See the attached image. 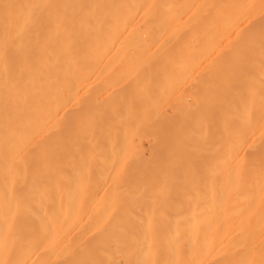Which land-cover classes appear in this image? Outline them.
I'll use <instances>...</instances> for the list:
<instances>
[{"label": "bare ground", "instance_id": "6f19581e", "mask_svg": "<svg viewBox=\"0 0 264 264\" xmlns=\"http://www.w3.org/2000/svg\"><path fill=\"white\" fill-rule=\"evenodd\" d=\"M0 264H264V0H0Z\"/></svg>", "mask_w": 264, "mask_h": 264}, {"label": "rangeland", "instance_id": "374dc122", "mask_svg": "<svg viewBox=\"0 0 264 264\" xmlns=\"http://www.w3.org/2000/svg\"><path fill=\"white\" fill-rule=\"evenodd\" d=\"M184 78V80H187L189 83H190V76H184L183 77ZM162 80V79H161ZM160 79L158 80V82H160L161 81ZM187 81H185V83H188ZM157 82V83H158ZM165 82V80H162L160 83H162L163 85L165 84L164 83ZM158 85H160V84H158ZM163 85H161V86H163ZM188 85V84H187ZM131 93H133V91L131 92ZM134 93H136L135 92V90H134ZM158 95V94H157ZM133 96V95H132ZM159 96V95H158ZM160 99H161V97H160ZM201 99H203V98H201ZM188 100H189V98L187 99V103H188ZM182 102H185V105L187 104L186 103V99L183 101V100H181ZM180 100L179 101H177V100H175L174 101V105H173V107L172 108H174V109H168V111H169V113L170 114H172V112L174 113V110L178 107V106H180L179 105V102H181ZM156 102V101H155ZM181 102V103H182ZM189 102H190V100H189ZM154 103V102H153ZM197 103H199V104H202L201 103V100L200 101H197ZM158 103L156 102L155 103V105L156 106H158L157 105ZM153 105V104H152ZM154 105V107H151L150 109H148V110H146V111H142L141 113H140V115H139V125L140 124H142V125H140V127H139V125H138V123H137V126L138 127H134L133 128V130H132V132H128V134H127V140H128V138H131V141H132V143L134 142V141H136V140H139L140 142H141V146H143L142 147V149H144V155H145V158H147V159H149L150 158V156H149V152H150V150L148 149L149 148V146H148V140H151V141H158V139H160V137H161V133L163 134V131H164V134H165V132H167L168 134H167V136L169 135H171L172 136V138H170V141H168V144H174V143H179V145L181 144V146H184L185 144L187 145V144H189L190 142H188V143H186L188 140L189 141H191V143L190 144H192V141H193V143H194V141H195V145L194 144H192V145H194L195 146V149H194V151H192V155H191V151H187V150H183L185 153V155H186V151L187 152H189V156L191 155V156H194V157H192L191 159L193 160L195 157V160L198 158V160H200L202 157H205L208 153H209V151H210V146L212 145V141L210 140V139H208L205 135H203L204 133L203 132H205V130L207 129L206 128V126H204L205 127V129L203 128V131L202 130H197V132L195 133L194 131L190 134V132L188 133V132H186V134H185V132H183L184 134H185V136H188L189 134L191 135V137L193 136L194 138H193V140H190V139H192V138H190V139H188L189 137H186L185 139H187L186 140V142L184 141V139L182 138L183 136L181 135V137L179 136V134L177 135L176 133H172L171 131H175L176 130V128H175V125L174 124H172V126H169V127H167V125H163V123H160L159 124V122L160 121H158L159 120V118H157V116L158 115H160V114H158L159 113V110H157V107ZM185 105L183 104V106L185 107ZM177 106V107H176ZM181 106H182V104H181ZM180 106V107H181ZM188 106V104L186 105V107ZM189 106H190V104H189ZM202 106H203V104H202ZM183 107V109H185ZM199 107V106H198ZM201 107V106H200ZM199 107V108H200ZM188 108V107H187ZM187 108L185 109L186 111H187ZM190 108V107H189ZM205 108L207 109L208 107H206L205 106ZM179 109V108H178ZM177 109V110H178ZM177 110H175V111H177ZM181 110H182V108L180 109V111L178 110V112H181ZM202 109L200 108V111H201ZM185 111V112H186ZM146 112V113H145ZM153 112H155L156 113V115L153 113ZM185 112H184V110L181 112L182 114H185ZM203 112H204V114H203ZM203 112H202V114L204 115V118H203V120H205V121H207V122H209V120H207V119H205V116H207L209 113H210V111L208 112V113H206L204 110H203ZM153 114H154V117L156 116V118L154 119V117H152L153 116ZM127 115V114H126ZM123 117H126L125 115L123 116ZM158 119V120H157ZM141 121H144L143 123H141ZM158 122L157 124H153V122ZM155 126V128H152V126ZM173 125H174V128L173 129H171V127H173ZM203 125H205L204 123L202 124V126ZM153 126V127H154ZM177 126V125H176ZM201 126V127H202ZM200 127V126H199ZM208 127H210V125H208ZM202 129V128H201ZM195 130V129H194ZM111 132L110 133H112V131H114V133L116 132V130L115 129H112V130H110ZM183 131V130H182ZM202 131V132H201ZM176 132V131H175ZM130 133V134H129ZM183 133H181V134H183ZM183 134V135H184ZM205 136V137H204ZM104 137V136H103ZM106 137V136H105ZM109 137H112V134H110L109 135ZM101 138V137H100ZM113 138V137H112ZM133 138V139H132ZM163 138H166V135H165V137H164V135H163ZM182 140L183 139V141H184V143H183V141H181L182 143H180L179 142V140ZM195 139V140H194ZM130 140V139H129ZM128 140V141H129ZM169 140V139H168ZM131 141H129V142H131ZM159 141H161V139L159 140ZM144 144V145H143ZM183 144V145H182ZM191 146V145H190ZM152 146H150V148H151ZM186 149H187V147H186ZM129 150V151H128ZM128 150L126 151L127 153L124 155V159L123 160H126V162L127 163H129L130 161H131V159H133V157H135V156H137V155H139L138 154V152H136V151H134V149L132 150V145H131V147H130V149L128 148ZM181 150V149H180ZM181 150V151H182ZM182 151V152H183ZM181 152V153H182ZM181 153H180V155H181ZM183 154V153H182ZM188 154V153H187ZM184 155V156H185ZM187 156V155H186ZM190 156V157H191ZM180 157H183V156H180ZM179 157V158H180ZM185 158V160H186V157H184ZM187 158H188V156H187ZM191 159H189V160H191ZM145 160V159H144ZM183 161H184V159H182ZM148 162L149 160H145V162ZM187 161V160H186ZM144 162V163H145ZM146 162V163H147ZM145 163V164H146ZM144 164V165H145ZM142 165H143V163H142ZM210 167H212V166H206L204 163H202V165H200L199 166V168H198V170L203 174V173H205V171L207 170V171H209L210 170ZM143 168H145V167H143ZM198 170H196L195 172H198ZM190 171V170H189ZM187 172V174H188V171H186ZM191 172V171H190ZM200 172H198V175H199V173ZM117 173H118V171H117ZM116 173V174H117ZM200 173V174H201ZM116 174H114V175H116ZM201 176V175H200ZM190 181V180H189ZM226 234H227V232H225V230L224 229H222V230H220L219 231V233H217V234H215V239H218V240H221V238L222 239H224L225 237H226Z\"/></svg>", "mask_w": 264, "mask_h": 264}]
</instances>
